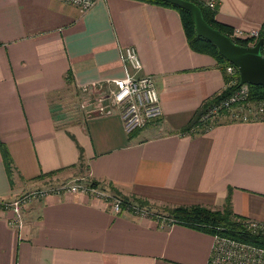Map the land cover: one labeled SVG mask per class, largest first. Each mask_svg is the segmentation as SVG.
I'll return each mask as SVG.
<instances>
[{"label":"crops","instance_id":"obj_1","mask_svg":"<svg viewBox=\"0 0 264 264\" xmlns=\"http://www.w3.org/2000/svg\"><path fill=\"white\" fill-rule=\"evenodd\" d=\"M215 1L217 21L234 30L264 23V0ZM131 46L143 63L131 72L154 77L163 114L127 132L119 110L100 107ZM227 85L169 6L100 0L83 12L62 0H0V201L85 179L159 206L221 209L230 193L237 214L264 223V119L223 115L192 128ZM213 245L212 234L116 213L92 194H50L20 216L0 207V264H208Z\"/></svg>","mask_w":264,"mask_h":264},{"label":"built area","instance_id":"obj_2","mask_svg":"<svg viewBox=\"0 0 264 264\" xmlns=\"http://www.w3.org/2000/svg\"><path fill=\"white\" fill-rule=\"evenodd\" d=\"M62 1L79 7L83 12H87L100 0ZM195 1L204 7L211 9L217 8V2L215 0ZM234 36L258 38L259 30H253L249 33H245L242 30H235ZM262 50L264 53V45ZM122 59L126 66V75L114 79L109 83L107 90H104L105 93L102 96L100 111L108 112L113 109L119 110L126 131L132 132L157 120L163 114V109L154 77L146 74L136 75L131 72V69L140 71L143 68L138 50L133 46L127 47L123 52ZM226 71L232 78L227 87L237 85L238 83L239 86L229 96L211 104L203 112L199 119L200 124L194 127L193 131L209 129L223 115H227L232 121L247 122L264 119V100L257 102L249 100L250 85H240V78H238L239 71L235 65H228ZM83 90L88 91L89 89L84 88ZM63 193L92 194L110 200L116 213L126 211L142 216L151 215L148 210L138 207H133L132 209L130 206L123 209L120 198L92 186L85 179H77L75 181H67L62 184L34 189L20 195L12 201L1 200L0 207L20 216L22 209L34 201L46 198L50 194L59 195ZM247 226L254 232L264 234V223L248 220ZM213 236L214 245L208 264H264L263 247L222 235Z\"/></svg>","mask_w":264,"mask_h":264},{"label":"trees","instance_id":"obj_3","mask_svg":"<svg viewBox=\"0 0 264 264\" xmlns=\"http://www.w3.org/2000/svg\"><path fill=\"white\" fill-rule=\"evenodd\" d=\"M155 4L166 5L171 8H174L181 15L182 23L189 41V44L193 50L199 53L207 54L216 59L219 64V67L223 71L226 81L229 84L231 82V76H228L226 67L230 64L225 57H223L217 46L211 41L201 37L198 35L195 24L192 19L191 14L177 6L164 2L162 0H145ZM197 3L203 12L205 20L214 28L219 29L222 33L231 37L238 44L249 46L251 44H255L258 40H264V23L259 30L258 38L248 37L241 38L234 36V29L221 24L217 21V9H211L208 7H204L200 5L195 0H190ZM264 45V43H263ZM238 78H240V73H238ZM250 85V101H262L264 100V86L262 85ZM237 85H231L226 87L221 92L215 94L213 97L207 99L200 110L197 112L198 116L196 119V123L193 124L192 128L196 127L200 124V117L203 112L213 103L223 99L224 97L229 96L237 87ZM1 152L6 162V166L8 171H11L12 168V157L5 145L1 146ZM89 183L97 188H102L106 191H109L113 196L120 198L122 201L123 209L128 207H138L141 209L150 210L151 207L155 206V204L151 203L147 199H143L137 196H129L123 193L118 187H116L112 182L110 183H102L97 180H89ZM164 206V214L163 216L158 213H151V217L163 221L169 224L178 223L183 224L194 229L212 234V235H222L226 237H230L245 243L254 244L264 248V234L261 232H254L247 226V219L245 217L237 214L232 205L231 194L227 197V201L223 208L221 209H213L202 205H191V206ZM151 211V210H150ZM159 216V217H158Z\"/></svg>","mask_w":264,"mask_h":264},{"label":"water","instance_id":"obj_4","mask_svg":"<svg viewBox=\"0 0 264 264\" xmlns=\"http://www.w3.org/2000/svg\"><path fill=\"white\" fill-rule=\"evenodd\" d=\"M188 11L199 36L214 43L220 54L235 65L240 73V85L252 84L264 86V40L254 45L244 46L231 37L211 26L204 18L201 7L190 0H162Z\"/></svg>","mask_w":264,"mask_h":264},{"label":"rangeland","instance_id":"obj_5","mask_svg":"<svg viewBox=\"0 0 264 264\" xmlns=\"http://www.w3.org/2000/svg\"><path fill=\"white\" fill-rule=\"evenodd\" d=\"M78 100H79V98H78L77 95H76V99H75V101H73V103L77 102ZM74 181H75V180H74ZM109 193H110V192H109ZM150 210H151V211H150ZM150 210H149L150 213H158V214H160V217H161V215L163 216V214L165 213V212H164V206L155 205V206L151 207ZM158 217H159V216H158ZM161 221H162V220H161Z\"/></svg>","mask_w":264,"mask_h":264}]
</instances>
